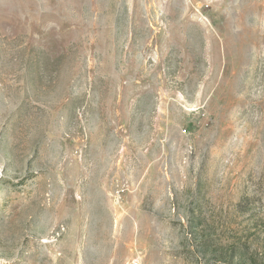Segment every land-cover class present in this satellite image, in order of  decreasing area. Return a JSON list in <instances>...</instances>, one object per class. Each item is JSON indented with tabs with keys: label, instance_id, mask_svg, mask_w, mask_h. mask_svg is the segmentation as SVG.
Segmentation results:
<instances>
[{
	"label": "rangeland",
	"instance_id": "1",
	"mask_svg": "<svg viewBox=\"0 0 264 264\" xmlns=\"http://www.w3.org/2000/svg\"><path fill=\"white\" fill-rule=\"evenodd\" d=\"M0 264H264V0H0Z\"/></svg>",
	"mask_w": 264,
	"mask_h": 264
}]
</instances>
